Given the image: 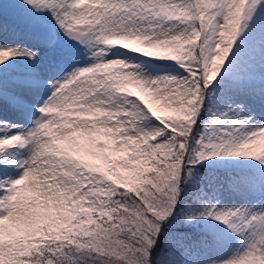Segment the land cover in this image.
Masks as SVG:
<instances>
[{"label": "rangeland", "instance_id": "374dc122", "mask_svg": "<svg viewBox=\"0 0 264 264\" xmlns=\"http://www.w3.org/2000/svg\"><path fill=\"white\" fill-rule=\"evenodd\" d=\"M85 2L81 0V3ZM246 12L248 20L241 22L231 50L219 67L217 76L205 89L203 96L209 101L210 108L205 114L202 136L197 140L192 137L196 142L218 143L220 139H227L229 134L240 137L264 129V121L258 123L264 117L263 96L255 94L264 92V8L251 7ZM0 21L4 25L0 31V46L35 53L31 59L24 55L13 56L0 68V139L13 135L28 138L24 152L33 155L39 144L31 137L43 117L44 121L47 120V127L40 130L42 145L50 143L48 147L51 149L57 147L55 130L63 126L74 135L72 144L60 145L58 152H52V159L62 160L61 155H64L68 161L74 162V167L83 163L82 160L87 163L85 171L70 177L71 180L79 177L72 196H66L52 206L47 204L46 209H28L29 212L41 213L28 229L33 232L31 237H25L26 226L19 223L23 217L18 218V226L13 233L5 231V225L11 224L12 220L9 217L0 218V249H3L5 245H15L17 241L38 243L44 234L49 237L68 236L74 230L80 232L87 228L83 217L88 213L98 215L99 212L87 195H81L88 186L89 176L102 177L105 185L111 183L112 187H123L127 191L141 187V179L146 172L153 171L155 161L169 159L164 150H151V143L167 144L175 133L165 129V125L140 103L139 97H131L134 93L130 91H120L119 86L129 80L156 81L163 87L165 79L179 81L188 77L189 73L186 71L187 62H184V67L181 66V61L186 59L185 42H165L152 37L162 32H179L186 27L177 22L140 20L137 25L140 29L133 33L109 36L99 43L96 30L86 33L81 39L69 38L51 11L45 9L38 12L24 0H0ZM218 21L222 22V17H218ZM50 27L56 29L58 42L52 41ZM106 40L114 43H107ZM173 57L179 59L173 60ZM107 65L109 69L101 76L99 72L103 73ZM87 68H95L98 77H105V80L99 84L98 79H93L91 71L78 77L80 87L73 88L75 81L70 82L64 94L49 105L54 109L55 102L61 103L65 99L60 112L54 109L37 116L30 114L22 121L20 114L11 117L9 113L13 110L5 108L7 103L17 108L24 107L22 89L28 87L18 83L22 80L26 84L31 83L32 89L44 88L48 98L39 99L41 103L43 100L44 107L61 85ZM243 89L245 93H242ZM170 95L175 111L167 113V118L180 121L188 114L187 100L179 94ZM39 102L37 105H40ZM135 104L141 111L132 115L131 105ZM156 129H165L168 135L157 137L151 143L150 138L142 136ZM87 131L95 133L89 147L83 144ZM18 146L9 147L10 155L8 148L0 151V163L5 165L0 178L15 180L21 173L20 179L26 171L22 168L23 157L19 159L20 152L15 154ZM194 147L199 150L200 146L195 143ZM13 165L17 169H13ZM91 166L93 169H90ZM190 167L192 177L197 174L196 182L193 181L196 188L188 193L182 184L177 198V206L182 198V209L179 211L176 206L167 220L173 229L175 243L167 255V262L222 264L245 250L246 241L254 229L249 226L243 233H237L214 217L236 211L238 215L243 214L247 223L253 217L264 215V163L246 157L213 156ZM48 180L52 185L57 183L51 175ZM21 189L22 185L17 191ZM90 191L101 203L106 197L103 191ZM122 191L118 189L117 194ZM25 197L26 202H30ZM32 201L41 206L45 204L38 198ZM209 211L212 215H208ZM186 216L197 219L188 220ZM230 222L238 223L236 217ZM0 264H4L2 252ZM244 264H264V258L252 256Z\"/></svg>", "mask_w": 264, "mask_h": 264}, {"label": "snow or ice", "instance_id": "6c2138e0", "mask_svg": "<svg viewBox=\"0 0 264 264\" xmlns=\"http://www.w3.org/2000/svg\"><path fill=\"white\" fill-rule=\"evenodd\" d=\"M24 3L38 12L45 9L51 11L57 24L71 39H81L86 33L96 30L99 43L109 36L133 33L140 29L137 26L140 20H167L186 26L179 32L151 35L155 40L183 41L187 44L186 59L181 61V66L184 67V62H187L188 77L179 81L165 79L163 87L156 81H136L140 87L127 89L134 93L131 97H139L140 103L165 125V129L175 133L167 144L151 143L157 137L167 136L165 129L142 135L150 138L151 150H164L169 159L162 161L155 171L148 174L142 186L132 191L112 187L111 183L105 185L102 177L89 176L88 186L81 195H87L99 212L93 218L92 227L78 234L77 238L52 236L38 243L17 241L15 245H5L0 249L4 264H77L72 260L71 253L61 255L65 248L72 246L83 254L78 260L89 258L84 264H152L157 237L174 213L182 184L192 178L191 165L213 156L246 157L264 163V129L240 137L229 134L227 139H220L218 143L200 140L196 142L200 146L199 150L192 147V126L202 105L204 90L217 76L219 67L231 50L246 10L251 7L264 8V0H86L85 3H81V0H24ZM218 17H222V22L218 21ZM105 42L114 43L111 40ZM17 55L31 59L35 53L0 46V64ZM177 59L179 57H173V60ZM93 70L84 69L68 83L61 85L59 91L39 111H52L49 105L64 94L69 83L75 81L72 87H80L81 80L78 77ZM173 93L187 100L188 114L180 121L167 118V113L175 111L170 95ZM135 107L139 108V105ZM46 121L41 118L38 129L31 137L39 144V150L28 170L23 172L20 179L0 178V218L9 217L12 220L11 224L5 225L6 233L15 232L18 218L23 217L19 223L26 226L25 237L33 235L28 229L41 213L29 212L28 209H46L47 204L41 206L35 201L26 202L23 189H17L34 174L43 181L45 175L57 177L60 173L62 162L50 160L41 151L44 145L40 143V130L47 127ZM27 139L20 135L0 139V151L24 145ZM4 167L0 163V177L3 176ZM66 175L72 177L78 173L68 172ZM41 186L47 188L46 184L42 183ZM118 189L124 191L117 194ZM90 190L105 192L103 202H99ZM208 215H212V212L209 211ZM233 217L238 223L230 222ZM214 218L228 224L237 233H243L249 226L254 229L246 241L245 250L222 264H244L252 256L264 258V215L253 217L247 223L243 214L238 215L236 211ZM185 219L194 220L197 217L186 216Z\"/></svg>", "mask_w": 264, "mask_h": 264}, {"label": "bare ground", "instance_id": "6f19581e", "mask_svg": "<svg viewBox=\"0 0 264 264\" xmlns=\"http://www.w3.org/2000/svg\"><path fill=\"white\" fill-rule=\"evenodd\" d=\"M3 26L4 25L2 24V21H0V31L3 29L2 28ZM5 63H7V62H5ZM5 63L4 64H0V68L2 66H4ZM104 68H105V70H104L103 73L99 72V74L101 76H104L105 72L109 69V65H107ZM91 75H92L94 80L98 79V83L99 84H101L102 81L105 80V77L104 78L98 77V74L96 73V69L95 68L91 72ZM20 85H23L24 87L25 86L28 87V89L27 88H23L22 89L23 93H22V98L21 99L23 101H25L24 107L23 108H17V107H15V105H9L7 103L8 106L5 105V108L9 107V108H11L13 110L12 112L9 113V115H11V117H13L14 114L17 115V113L20 114L22 116V121H23L25 118H27L30 115V113L27 111V109L29 110L30 105L34 104V101L37 104L39 102V99H47L48 96L45 93L44 88H42L41 90H40V88L39 89H37V88L32 89L33 86H32L31 83H29V84L23 83V84H20ZM82 92H83V90L80 91V94ZM243 92H244V89L242 90V93ZM47 93H48V91H47ZM49 94H50V92H49ZM255 94L258 97H260L262 95L263 96L262 100H264V92L263 93L262 92H255ZM64 102H65V99H63L61 103L60 102H55L54 105H53V108L56 109L58 112H60V110L63 108V103ZM39 103L42 106L43 105V100H42V103L41 102H39ZM36 104H34V105H36ZM136 105L137 104L131 105V110L130 111H131L132 115L133 114L136 115L139 111H141L139 108L135 107ZM41 108H43V106ZM7 110H10V109H7ZM261 121H264V117L261 118L260 120H258V123L261 122ZM91 127H93V126H91ZM55 133H57V135H56V137H57V140H56L57 147H53V149H51L50 147H48L51 144L50 143H45V144H43L44 147L41 149V151H43L45 156L48 157L50 160L56 161V162H62V167H65V168L60 170L61 172L59 173V175H57V177H54L55 181L57 182V183H54V185L49 183V180H48L49 175H45L43 177V181H41L40 178L37 175H35V174L32 177H30L28 180H26L25 184L22 185V189H23V192H24V196H27V200L30 201V202L33 199L38 198L40 201L42 200V202H44L45 204H48V205L52 206L54 203L62 200L66 196H68V197L72 196L74 194L78 184H79V182H78L79 177L77 178V180H73V179L71 180L70 177L68 175H66V174L68 172H75V173L79 174L82 171H85V169H86L85 168V164H87V163H85L84 160H82L83 163H81V164L78 163L77 166L74 167L72 165L74 162L72 160L68 161L66 159V156H64V155L63 156L61 155V157L63 158L62 160L52 159V156H53L52 152L53 151L58 152L60 150V145H64V147H65L66 145L72 144V140H74V138H73L74 135L64 126L60 127L58 130H55ZM94 135H95V133H89V131L86 132V138L83 141V144L86 147H89L91 145V143H92L91 140L93 139ZM25 145H26V143L24 145H19L17 151L16 152L14 151V152H15V154L18 153V151L20 152L19 159L23 157L22 168L25 169V170H28V166L31 164L30 160L33 159V157L36 155V153L39 150V147L36 149V152H34L33 155H30V154L24 152ZM45 146H47V147H45ZM7 152H8V155H10L11 154V149L8 148ZM7 162L9 164V160ZM9 166H10V164H9ZM11 167L13 169H17V167L14 166V165L11 166ZM91 168H92V166L90 167V169ZM20 174H18L16 179H19V175ZM76 176H78V175H76ZM42 183L46 184L47 188H43L41 186ZM41 193H46V195H42Z\"/></svg>", "mask_w": 264, "mask_h": 264}, {"label": "trees", "instance_id": "16d2710c", "mask_svg": "<svg viewBox=\"0 0 264 264\" xmlns=\"http://www.w3.org/2000/svg\"><path fill=\"white\" fill-rule=\"evenodd\" d=\"M204 94H205V90H204ZM209 104H210L209 101L207 102L205 96H203L202 105L200 107L199 113L196 117V122L193 125V129H192L193 130V136L195 137V140L199 139L202 136L201 131H202L204 124L206 123L205 114H206L207 110L210 108ZM195 140L192 139V147L193 148H195L194 147V144L196 143ZM162 161H155L156 165H154L153 171H155L157 169L158 165ZM148 173H151V172H148ZM148 173L146 172L145 175L143 176V178L141 179L142 183L146 179V177L148 176ZM196 180H197V174H195L191 180L187 181L186 183H183L184 189H187L188 193H191L192 190H194L196 188V183H195ZM193 181H195V182H193ZM182 202L183 201L181 198V201L178 203V206H177V208H179L178 209L179 211L182 209V206H181ZM95 216H97V214L88 213L83 217L82 221H85V223L88 224L87 228H85V229L92 227L93 218ZM165 225L166 226L162 228L161 233L157 237V244L154 246V251H153L154 259H153L152 264H168L167 255L171 251V249H173V246L175 244L173 242L174 234H173V229L170 227V222L166 221ZM85 229L81 230L80 232L74 230L68 236L75 239L78 237V234L82 233ZM46 237H49V236L44 234L43 239ZM68 253H71L72 260L76 261L77 264H82L84 261H87L89 259L88 257H84L83 260H78V258L81 257L83 254L80 251L75 250L74 246L65 248L64 252L61 255H65Z\"/></svg>", "mask_w": 264, "mask_h": 264}, {"label": "clouds", "instance_id": "9594fccd", "mask_svg": "<svg viewBox=\"0 0 264 264\" xmlns=\"http://www.w3.org/2000/svg\"><path fill=\"white\" fill-rule=\"evenodd\" d=\"M130 87H140V85L138 84V82L125 80L120 84L119 89L122 92H126L127 89ZM52 110H54V109H52Z\"/></svg>", "mask_w": 264, "mask_h": 264}]
</instances>
